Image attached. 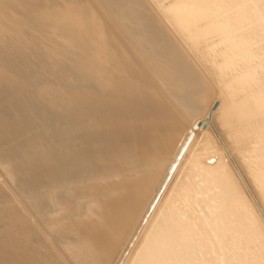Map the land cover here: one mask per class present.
Returning a JSON list of instances; mask_svg holds the SVG:
<instances>
[{
    "label": "bare ground",
    "instance_id": "bare-ground-1",
    "mask_svg": "<svg viewBox=\"0 0 264 264\" xmlns=\"http://www.w3.org/2000/svg\"><path fill=\"white\" fill-rule=\"evenodd\" d=\"M244 1L0 0V196L25 212L0 264H264V1ZM157 179L174 194L130 246Z\"/></svg>",
    "mask_w": 264,
    "mask_h": 264
},
{
    "label": "rangeland",
    "instance_id": "rangeland-1",
    "mask_svg": "<svg viewBox=\"0 0 264 264\" xmlns=\"http://www.w3.org/2000/svg\"><path fill=\"white\" fill-rule=\"evenodd\" d=\"M262 1H264V0H260L259 2H256V4L260 3ZM240 5H241V8L246 7V8L249 9V11L251 13L254 12V8L253 7H254L255 3L251 2L250 0L244 1ZM238 8H239V6L234 8V9H238ZM9 39H11V38H9ZM11 42L12 41L9 40V43H11ZM12 61H15V59H13ZM11 64H13L15 66V62L11 63ZM194 125L199 130L201 128V121L200 120L195 121ZM187 142H188V140H186L185 143L183 142V144L185 145ZM197 144L198 143L196 141H194L193 138H190L189 144L187 146L185 145L186 146L185 149L187 148L186 151L191 150L193 148V146H196ZM186 151L184 150V147H183L181 150H178L176 152V154L178 156L176 157V160L174 159L175 161L173 160L174 163L170 164V166L168 167L166 173H170V174L171 173H176L177 167L180 164L181 159L184 158V156L189 158L188 157L189 156L188 152H187V154L184 153ZM187 171H188L189 174H191V172L195 171V168L189 167V169ZM160 175L161 174H158L157 177H159ZM200 178H201L200 176L188 177L186 175L184 177V180L188 184L186 186H184V189H183V191L181 190V192L190 191L193 194H195V192H198L199 189H198L197 185H199V184L202 185L203 184V182L199 180ZM166 181H167V179H166ZM0 185L2 187H4L9 193L11 192L9 190V188L7 187V185L2 181L1 176H0ZM168 189H169L168 186L165 185V182H163V180L157 179L156 182H151L150 183L148 192H149L151 197L149 196V198L145 200V201H147L146 205H143L142 207H138L137 208L136 216L138 215V217H137L136 221L132 225L134 228H132L133 230L131 229L130 232L126 234V236L128 237L127 241L131 242L130 246L137 245L138 242H140V240L143 239V234L146 231V229L148 228V224L151 223V220L158 213L159 205L164 203V200H165V197L167 196V194H170V192H171V194H174L173 191H169L168 192ZM215 190H218V189H215ZM212 193H213V191L210 192V194H212ZM3 195H6V196H0V202L3 200V201H6V203L2 207H0V211H7V212H4L3 214H0V218H2V219L4 218V220H5V221H1L0 222V227L1 226H8V227H10V230H15V229L20 227V222H17L18 219L15 218V216H18V217L22 216L21 212L19 210V208L22 209V206H21V204H20L18 199L15 202L10 200V198L7 196L6 192ZM202 196H205V195H202L201 193H197V194H195L194 200L196 198H201ZM173 204H175V203H172V204L170 203V205H173ZM11 209H15L17 212L15 213ZM213 210H215V209H213ZM22 211L24 212L23 209H22ZM206 211H207V209H206ZM7 218H9V219H7ZM217 231H219V229H217ZM124 234L125 233H123L122 235L124 236ZM196 237L198 239H206L205 237H203L201 235H197ZM131 238H132V240H131ZM185 238L188 239L189 237H185ZM164 242H166L168 244H170L171 242L174 243V236L166 237L164 239ZM199 243L203 244L204 241L203 240H199ZM6 250H10V248L6 249ZM239 251L240 250H237L236 246L234 247L233 250H230L231 253H236V252H239ZM256 251H257V254H255V256L251 260H253L255 262V264H260V262H259V261H261L260 253H259V250H256ZM261 251L264 252V250H261ZM194 252H195V254H197L198 258H200L202 256V254H203L202 253L203 250H194ZM145 255H148L147 252L145 253ZM129 256H130V254L121 255V257L119 256L120 258L118 257L117 259H115L112 262V264H128L127 260L129 258ZM149 258H151V257L148 256L147 259H149ZM164 264H171V260L167 258L166 260H164Z\"/></svg>",
    "mask_w": 264,
    "mask_h": 264
}]
</instances>
